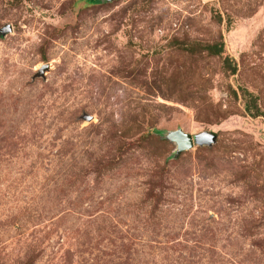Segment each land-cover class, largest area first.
Returning <instances> with one entry per match:
<instances>
[{
  "label": "rangeland",
  "instance_id": "obj_1",
  "mask_svg": "<svg viewBox=\"0 0 264 264\" xmlns=\"http://www.w3.org/2000/svg\"><path fill=\"white\" fill-rule=\"evenodd\" d=\"M89 1L0 0V264H264V0Z\"/></svg>",
  "mask_w": 264,
  "mask_h": 264
},
{
  "label": "water",
  "instance_id": "obj_2",
  "mask_svg": "<svg viewBox=\"0 0 264 264\" xmlns=\"http://www.w3.org/2000/svg\"><path fill=\"white\" fill-rule=\"evenodd\" d=\"M10 30V25H7L5 28L0 30V32L5 34ZM42 72L43 69L40 68L37 73L42 74ZM167 137L177 144L178 149L190 148L193 145V142L199 145H203L211 144L215 140V135L207 131H202L197 134L191 135L190 133L184 132L182 130H174L167 134Z\"/></svg>",
  "mask_w": 264,
  "mask_h": 264
},
{
  "label": "trees",
  "instance_id": "obj_3",
  "mask_svg": "<svg viewBox=\"0 0 264 264\" xmlns=\"http://www.w3.org/2000/svg\"><path fill=\"white\" fill-rule=\"evenodd\" d=\"M98 0H90V3L96 2ZM205 48L211 53V54H222L223 52V41L219 40L211 44L204 45ZM223 66L226 70H229L230 73H234L235 71V65L231 63L230 59L228 57H225L223 59ZM246 94H249L248 92ZM251 115H258L256 113H252Z\"/></svg>",
  "mask_w": 264,
  "mask_h": 264
}]
</instances>
